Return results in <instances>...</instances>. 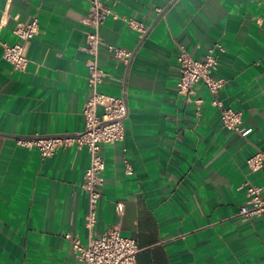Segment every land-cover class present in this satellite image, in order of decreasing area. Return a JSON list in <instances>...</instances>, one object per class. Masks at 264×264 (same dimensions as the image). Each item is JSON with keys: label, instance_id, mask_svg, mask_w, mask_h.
I'll return each instance as SVG.
<instances>
[{"label": "crops", "instance_id": "obj_1", "mask_svg": "<svg viewBox=\"0 0 264 264\" xmlns=\"http://www.w3.org/2000/svg\"><path fill=\"white\" fill-rule=\"evenodd\" d=\"M104 3L113 16L100 30L107 75L100 91L125 95L128 118L125 141L101 146L104 183L92 235L119 228L136 241L137 264H264V217L238 215L248 183L264 196V166L250 175L247 165L264 155V0ZM88 12L86 0H0L1 44L19 42L17 21L39 22L24 71L0 47V264H81L66 235L89 242L81 189L88 151L74 145L42 160L17 144L84 130ZM125 19L149 27L143 41ZM109 45L133 51L130 64ZM180 48L197 60L215 52L214 75L226 81L218 98L243 113L246 136L223 127L204 84L190 100L178 93Z\"/></svg>", "mask_w": 264, "mask_h": 264}, {"label": "built area", "instance_id": "obj_2", "mask_svg": "<svg viewBox=\"0 0 264 264\" xmlns=\"http://www.w3.org/2000/svg\"><path fill=\"white\" fill-rule=\"evenodd\" d=\"M86 1L89 3V12L83 21L87 27L83 50L88 55L86 65L89 71L88 86L91 95L82 111L85 128L82 132L72 136L41 137L36 135L31 138H19L17 144L29 150L37 149L42 160L51 158L60 148L74 145L84 147L90 155V166L84 173L81 189L88 199L85 226L91 235L87 245L82 244L77 237L71 238L70 235H66V238L72 241L74 252L81 264H137L136 257L140 249L134 239L121 235L119 228L110 229L107 233L97 237L92 235L96 225L97 207L102 197L100 188L104 183L105 160L101 153V146L125 141L128 105L125 95L113 97L100 91L107 77L99 64L100 48L104 45L100 30L105 21L113 16L112 10L105 5L104 0ZM177 1L172 0V2ZM165 11V9H156L159 15H164ZM124 21L138 33L141 41L148 35L150 29L143 23L133 19ZM38 32L37 19L28 24L17 21L13 34L18 37L19 42L12 46L0 43L4 59L11 64L14 70L24 71L26 69L28 59L25 56V47ZM108 51L125 65H129L134 56L133 51L111 45L108 46ZM178 63V93L190 100L196 87L204 84L212 96V105L220 110L223 127L241 136H246L248 131L241 128L243 113L225 107L218 98L226 81L214 75L218 67L215 52L209 50L204 59L197 60L180 48ZM247 165L250 175L260 171L264 166V155L254 154L247 161ZM126 168L127 172L131 173L128 164ZM247 196L248 202L240 208L238 215L245 219L256 216L264 217L262 188L248 183Z\"/></svg>", "mask_w": 264, "mask_h": 264}]
</instances>
